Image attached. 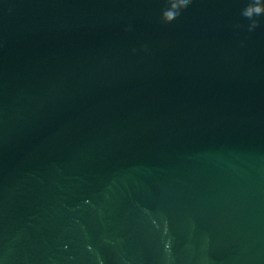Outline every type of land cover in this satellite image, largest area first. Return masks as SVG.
<instances>
[{
	"label": "water",
	"instance_id": "water-1",
	"mask_svg": "<svg viewBox=\"0 0 264 264\" xmlns=\"http://www.w3.org/2000/svg\"><path fill=\"white\" fill-rule=\"evenodd\" d=\"M247 3L0 0V264H264Z\"/></svg>",
	"mask_w": 264,
	"mask_h": 264
},
{
	"label": "clouds",
	"instance_id": "clouds-1",
	"mask_svg": "<svg viewBox=\"0 0 264 264\" xmlns=\"http://www.w3.org/2000/svg\"><path fill=\"white\" fill-rule=\"evenodd\" d=\"M192 3V0H164L165 7L161 9L160 21L169 24L177 19L181 13ZM241 16L249 21L247 31L252 32L260 26L261 16H264V2L262 0H248L246 6L241 10ZM236 28H243L245 25L237 24ZM129 31L130 28H126Z\"/></svg>",
	"mask_w": 264,
	"mask_h": 264
}]
</instances>
